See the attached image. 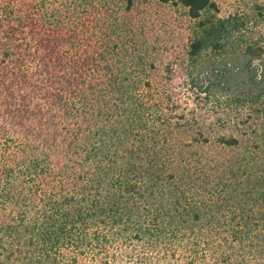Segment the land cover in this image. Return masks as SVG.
I'll use <instances>...</instances> for the list:
<instances>
[{
  "label": "trees",
  "instance_id": "16d2710c",
  "mask_svg": "<svg viewBox=\"0 0 264 264\" xmlns=\"http://www.w3.org/2000/svg\"><path fill=\"white\" fill-rule=\"evenodd\" d=\"M94 1L0 0L1 247L16 239L28 264H264V126L205 134L152 83L169 48L144 37L135 0ZM160 1L190 20L193 93L255 109L264 43L246 19Z\"/></svg>",
  "mask_w": 264,
  "mask_h": 264
},
{
  "label": "rangeland",
  "instance_id": "374dc122",
  "mask_svg": "<svg viewBox=\"0 0 264 264\" xmlns=\"http://www.w3.org/2000/svg\"><path fill=\"white\" fill-rule=\"evenodd\" d=\"M220 16L229 14L242 15L247 22V34L253 38L261 39L264 43V0H214ZM102 4L103 0H95ZM122 0H112V7L122 6ZM134 19L138 20L144 29V37L159 48L168 46V50L159 52L154 69H150V79L153 84L168 86L174 90L178 103L188 113L197 116L202 131L211 138L218 134H234L243 136L250 134L254 128L264 126V98L255 109L249 107H236L228 105L224 98L205 97L195 95L188 86V79L180 67V47L186 42L190 20L185 9L160 0H135L132 9ZM169 62L174 69L173 78L166 79V65ZM198 127L192 129L197 131ZM184 130V129H183ZM247 136V135H244ZM0 245V258L3 253L10 255L6 264H28L27 249L16 239L9 240ZM7 251V252H6ZM2 261H0L1 264Z\"/></svg>",
  "mask_w": 264,
  "mask_h": 264
}]
</instances>
